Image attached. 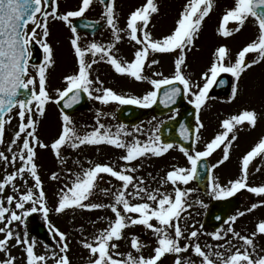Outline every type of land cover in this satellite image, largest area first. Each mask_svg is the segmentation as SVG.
I'll return each instance as SVG.
<instances>
[{
  "label": "snow or ice",
  "instance_id": "snow-or-ice-1",
  "mask_svg": "<svg viewBox=\"0 0 264 264\" xmlns=\"http://www.w3.org/2000/svg\"><path fill=\"white\" fill-rule=\"evenodd\" d=\"M93 2L94 0H81L78 9L61 13L59 0H0V144L5 142L6 124L14 118V109L17 110L15 116L19 118L18 130L15 131L7 149L11 156L0 151V161L5 164L15 166L19 162V167H15L14 171L0 179V234H3L0 238V251L7 253V258L0 259V264H16L17 257L11 255L10 251L11 247L16 246L22 248L25 264H48L49 260H52L53 264H71L68 235L52 223L50 213L62 214L75 209H110L114 214V219H109L108 226L101 229L91 240H81L83 247L90 253L87 264H165L168 255H175L174 264H194V261L185 260L181 255L189 248L201 258V264H264V255L257 252L255 243L257 235L264 234V220L257 223L256 229L250 235H242L231 223L238 217H243L245 211L229 216V226L226 229L221 228L209 233L215 240L224 243L209 245L208 248L215 247L224 251L205 250L201 243L197 242L203 225L198 228L193 226L191 231L181 226L182 214L192 207L187 197L193 189L180 187V184L187 185L196 179L204 158L210 157L217 149H221V146L222 158L212 164L211 168L215 169L228 161L233 142L238 139L239 129L245 124L256 127L258 121L264 118V114L255 109L244 108L238 114L228 116L221 123L222 131L206 143L203 150H195L194 147L190 149L182 143L179 144V149L187 157L190 167H177L167 172L163 183L170 182L174 186L173 192L170 193L161 192L159 189L150 191L143 186L144 178L134 175L137 169L132 167L134 161L150 156H163L177 146L162 139L160 125L150 130L146 140H141V127L134 126L133 131L129 132L127 126L121 123L113 131L112 126L100 122V116L105 114L98 112L96 126L81 133L73 117L65 110L78 104L83 99V94L102 104L117 102L120 105H137L143 108H150L158 101L167 107L176 104L182 96L190 97L188 103L195 107L196 126L190 128L186 123H182L179 133L184 141L198 143L201 139V129L204 128L200 112L211 99L209 90L217 83L218 76L221 73H230L235 78L237 84L231 87V99L235 100L242 75L254 65L264 62V0H234V5L223 12L217 28V32L222 36L230 37L239 33L250 18L254 19L258 27V35L237 53L234 62L227 45L217 47L214 61L201 75L204 81L202 86L186 70L187 53L196 47L205 19L216 7L215 0H187L174 29L161 38H156L149 27L154 14L160 11L157 0H146L143 5L131 11L126 29L119 26L116 0H108L103 18L112 30L113 41L105 44L92 40L82 44L74 18L83 17ZM101 2L104 3V0ZM50 18L63 21L69 27L72 33L70 44L78 65L77 71L64 76L66 87L55 89V94L49 91L48 85L49 70L56 64L55 49L48 39ZM29 24L32 25L30 29ZM230 24L234 27H230ZM121 32H127L130 40L139 46L131 61L116 54V42L123 38ZM35 45H39L43 50V63L31 62ZM171 53H177L171 75H164L162 72L153 74L159 78L145 75L146 65L151 68L160 63L158 59H149L151 55ZM249 54H255L256 58L246 59ZM99 61L109 63L118 74L129 76L136 81L149 82L152 85L151 90L142 96L125 95L112 87L104 86V81L98 75L95 78L92 75L93 65ZM218 83L224 85L227 81L220 79ZM61 102L64 105L60 108L62 130L58 138L49 145L40 140L39 120L35 117H44L49 103L60 105ZM173 111L178 114L179 109ZM163 123L160 122L161 125ZM129 136L133 137L132 140L127 139ZM104 144L124 150L120 157L125 162L124 165L118 168L110 163L90 162L91 166L76 173L68 169V172L72 173L69 177L70 184H65L59 189L57 203L50 207L37 163V148L50 147L63 164L65 160L62 150L65 147L79 149L81 146ZM13 146H16V151H13ZM257 157L264 158V137L242 156L239 178L222 185L215 176L209 177L211 194L221 199L232 197L242 189H247L257 197H264V184H249L250 165ZM204 167L207 168V164H204ZM102 174L115 178L120 182V187L115 192L100 188L99 182L104 179ZM18 178L22 181L20 186L16 183ZM50 178L59 180L60 175L52 172ZM29 180L32 181L31 186H28ZM9 187L13 194H5ZM21 188L24 190L21 191ZM98 188L105 196L112 197L111 203L92 202L90 198L96 194ZM199 203L203 204V201ZM261 206H264V199L253 203L246 212L250 213ZM35 213H41L43 220L47 222L49 231L53 234L52 240L59 246L58 251L46 244L48 251L44 254L37 253V241L30 237L27 229L28 218ZM133 226H143L156 237L152 254H143L147 245L141 241L140 236L133 234L126 237V230ZM229 234L242 241V244L235 247L232 241L227 239ZM124 239L129 240L135 255L132 251L120 252L119 242ZM182 239L186 243L181 244ZM13 240L15 244H11Z\"/></svg>",
  "mask_w": 264,
  "mask_h": 264
},
{
  "label": "rangeland",
  "instance_id": "rangeland-1",
  "mask_svg": "<svg viewBox=\"0 0 264 264\" xmlns=\"http://www.w3.org/2000/svg\"><path fill=\"white\" fill-rule=\"evenodd\" d=\"M146 0H116V15L118 17L119 26L122 29L127 27V18L130 12L135 10L136 7L143 5ZM61 13L67 10H76L81 4V0H59ZM160 11L158 14H154L150 23V30L156 38H161L163 35L169 34L175 27L176 20L179 18L183 7L187 3V0H157ZM216 7L210 13L209 17L205 19L204 26L201 31V35L196 41V47L187 53V71L191 74L192 78L198 81L201 86L203 80L201 75L207 71L214 61L215 49L221 45H227L231 50V58L234 62L237 53L250 41L255 39L258 35V27L255 24L253 18H250L245 27L239 32L230 37H224L217 32V28L221 22L223 12L234 5V0H215ZM103 15V6L98 0H94L93 5L86 11L84 16L101 21ZM50 36L49 42L55 49L56 64L49 70V91L54 93L57 88L66 87L64 76L72 74L78 70L77 60L74 55L72 46L70 44V37L72 33L65 22L60 20L49 19ZM234 27L233 24L229 25ZM32 27V26H31ZM30 27V28H31ZM99 31L94 39L91 37L85 39L82 37V44L89 43L92 40L103 42L105 44L113 41V33L110 26H104ZM29 28V29H30ZM81 35V34H80ZM122 39L116 42V54L127 61L134 59V52L139 47L134 41H131L127 32H121ZM139 35V33H138ZM177 53L171 54H153L149 59L155 58L160 61L158 65H153L151 68L145 67V75L150 78H159L154 73L162 72L164 75H171L174 71V60ZM255 54H249L246 59H254ZM43 63V62H42ZM35 74V73H33ZM230 74V73H228ZM93 78L99 76L104 81V86L112 87L118 93L125 95H137L142 96L146 91L151 90L152 85L147 81H136L126 75H121L115 72L113 67L106 61H99L93 65ZM230 76H232L230 74ZM233 85L237 84V81L232 76ZM239 92L235 100L231 99V90L223 95H216L209 90V99L200 112V119L204 124V128L201 129V139L198 143H195V150H203L206 143L210 142L214 136L222 131V121L230 115L238 114L244 108L255 109L258 113L264 114V62L254 65L250 70L242 75L238 82ZM232 87V86H231ZM211 93V95H210ZM213 95V96H212ZM190 98V97H189ZM187 98V101L188 99ZM93 105L92 111H81L72 115L73 120L77 128L83 133L84 131H90L97 122L98 112L105 115L100 116V122L106 126H112V130H116V126L120 124L115 115V110L118 107L117 102L109 104H102L99 101L90 99ZM8 124H6L5 142L0 144V151L5 155L11 156V153L7 151L10 141L14 138V133L18 130L19 118L15 116ZM171 115L166 116L169 117ZM39 120L38 136L40 140L46 144H51L56 138H58L62 130V117L61 112L55 103H49L47 105L46 114L44 117H35ZM155 118V119H153ZM163 118H158L155 115H150L144 119L138 127L143 129V133L140 134L141 140H146L151 129L160 125ZM129 132L133 131V128H127ZM135 135V133H133ZM238 139L233 142V147L230 150V158L228 161L219 165L213 169V176L217 177V180L222 185H227L228 181L239 178L241 174V160L242 156L247 153L258 142L261 137H264V118L258 121L256 127H250L245 124L239 129L237 133ZM132 136L127 137L128 140H132ZM223 146L221 149H217L212 155L216 163L222 158ZM16 146H13V151H16ZM38 159L37 163L40 166V175L44 181V188L47 193L48 203L50 207L55 206L58 199L59 189L65 184H70L69 177L72 173L81 171L82 168H87L90 162L110 163L116 167H122L124 161L120 157L124 154V150L117 149L114 146L107 144L100 146H81L79 149H71L65 147L62 150L65 163L61 164L60 160L54 155L53 150L49 147L47 149L37 148ZM211 158H209V162ZM212 162V161H211ZM213 163V162H212ZM15 167H19V162L15 166L7 165L3 161H0V179L7 175V173L15 170ZM132 167L137 170L134 173L137 177L144 178V185L150 191L159 189L161 192H173L174 186L169 183H163V180L168 171L177 167H190V162L187 157L180 151L179 147H174L169 150L163 156L155 157L150 156L147 158H141L132 162ZM260 168V171H256ZM68 169L72 170V173L68 172ZM57 172L60 175L59 180H52L51 173ZM104 179L99 182L100 188L110 189L115 192L120 187V182L115 178H112L108 174H102ZM17 185H22V181L18 178ZM195 183V184H194ZM190 181L187 185L180 184L181 188H191L193 191L189 193L187 199L192 204V207L182 214L181 226L187 227L188 231H191L193 226L200 227L205 211L209 206V202L212 198H215L211 194L210 184L203 193L200 188L197 187L196 182ZM32 181L29 180L28 186H31ZM249 184L251 186H259L264 184V158L257 157L250 165ZM100 188L96 190V194L90 198L92 202L111 203L112 197L105 196ZM24 189L21 188V191ZM131 191V187L129 189ZM5 194H13L11 188L6 189ZM242 200V207L236 211L233 215H236L239 211H245L243 217H238L231 226L239 231L242 235H250L255 229L260 220H264V206L258 207L252 212H246V209L250 208L253 203H259L264 197H257L247 189H242L239 193ZM203 201V204L199 203ZM138 202V201H134ZM190 213V215H189ZM50 219L53 224L59 227L62 231L66 232L69 239L70 249L68 252L71 264H87L90 258L89 251L83 247L81 240H91L95 234L101 229L108 226L109 219H114V214L110 209H97V210H83L75 209L68 210L62 214L55 212L50 213ZM155 223V221H153ZM46 225L47 222L43 220L41 213L32 214L28 218L27 229L30 237L37 241L36 251L38 254H44L48 251L45 245H51L54 250L59 249V246L52 240V233L49 232V240H44L40 237L37 227L39 225ZM229 226V221L225 223L221 228L226 229ZM220 228V229H221ZM23 229V225L20 226ZM218 229V230H220ZM214 230L204 229L200 233L197 242L201 243L205 250L210 251H224V249L215 248L209 249V245L222 244L224 241H217L209 233ZM138 235L141 237V241L147 245L144 249V255H150L153 253V248L156 244V237L150 230H147L143 226H133L126 230V237L131 235ZM187 234V233H186ZM3 234H0V238ZM58 239V237H57ZM227 239L232 241L235 247H239L242 241L238 238H234L231 234ZM186 243L185 240H181V244ZM257 246V252L260 255H264V234L257 235L255 239ZM11 244H15L13 240ZM119 250L122 253L132 251L135 255V250L131 249L128 239L121 240L119 242ZM234 250V248H233ZM11 255L16 256V264H25L24 254L20 246L10 248ZM50 255V252L48 253ZM228 254V253H226ZM185 260L194 261V264H201V258L194 254L191 248L188 251L181 254ZM7 258V253L0 251V259ZM215 259L216 257L213 256ZM255 258V254H254ZM175 255H168L165 258V264H174ZM48 264H53L52 260H49Z\"/></svg>",
  "mask_w": 264,
  "mask_h": 264
},
{
  "label": "water",
  "instance_id": "water-1",
  "mask_svg": "<svg viewBox=\"0 0 264 264\" xmlns=\"http://www.w3.org/2000/svg\"><path fill=\"white\" fill-rule=\"evenodd\" d=\"M108 2V0H104V3L106 4ZM77 24V28L78 29H83L81 26V23H86L89 25H95L96 22L93 21H76L74 22ZM99 23H97L98 25ZM99 27H101V24H99ZM95 29V28H94ZM33 63H39L40 59L35 60L32 59ZM229 90V84L226 86L225 89L223 90H219V92H227ZM179 101L178 105L181 104V101L183 102V96L181 98H178L177 102ZM88 100L85 94H83V99L76 105L73 106V108L71 109H67L65 108V110L71 114L74 113L82 108H85L87 106ZM160 102L158 101L155 106L153 107V109L156 111V113L158 114H163L165 112L171 111L173 109H175L177 107V104L171 105V107L169 108H165L161 105H158ZM59 107H64L63 102H61V104L59 105ZM136 108V107H135ZM129 109H131V106H126L124 108H122L121 110H119L118 114L120 119L124 122V123H136L139 119H141L142 117H144L148 110L146 109H141V108H136V116H129V115H124V113L128 112ZM190 109H185L184 113L186 112L187 115H191V111H189ZM194 116V115H193ZM193 116L190 117L188 124L190 126V128H193ZM183 122L187 124V120H185V118L181 119L178 118L174 121H170L167 124H164L161 127V135H162V139L165 140V142H175L178 144H184L185 147H189L190 149L193 147V141H184L182 139V137L180 136L179 130H178V124L177 122ZM178 131H177V130ZM204 164H207L206 159H204L201 163V166L199 168V185L204 186L205 183L207 182L208 178H209V173H208V167L205 168ZM240 204V200L237 196H233L230 198H224V199H216V200H212L210 207L208 209V211L206 212L204 221H203V226H208V227H214V228H218L229 216L230 214L239 206Z\"/></svg>",
  "mask_w": 264,
  "mask_h": 264
}]
</instances>
